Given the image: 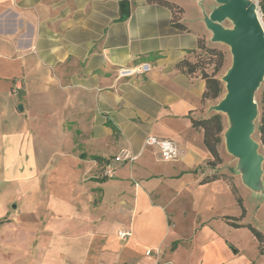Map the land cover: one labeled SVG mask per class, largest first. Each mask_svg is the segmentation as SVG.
Instances as JSON below:
<instances>
[{
    "label": "crops",
    "instance_id": "crops-1",
    "mask_svg": "<svg viewBox=\"0 0 264 264\" xmlns=\"http://www.w3.org/2000/svg\"><path fill=\"white\" fill-rule=\"evenodd\" d=\"M167 1L187 31L146 0H0V227L12 208L21 264H264L228 239V185L200 184L210 155L188 116H208L204 81L176 68L213 43L217 4ZM190 7L206 32L185 24ZM149 136L180 156L161 161ZM121 151L136 160L100 180Z\"/></svg>",
    "mask_w": 264,
    "mask_h": 264
},
{
    "label": "water",
    "instance_id": "water-1",
    "mask_svg": "<svg viewBox=\"0 0 264 264\" xmlns=\"http://www.w3.org/2000/svg\"><path fill=\"white\" fill-rule=\"evenodd\" d=\"M217 6L204 16L213 43L230 49L232 64L222 77L225 94L212 107L225 114L230 126L223 132L226 151L238 159L241 179L250 189H258L262 176V156L251 138L257 115L253 94L264 79V28L257 4L249 0H215ZM230 20L232 29L222 23Z\"/></svg>",
    "mask_w": 264,
    "mask_h": 264
},
{
    "label": "rangeland",
    "instance_id": "rangeland-1",
    "mask_svg": "<svg viewBox=\"0 0 264 264\" xmlns=\"http://www.w3.org/2000/svg\"><path fill=\"white\" fill-rule=\"evenodd\" d=\"M254 1L257 4V0H249ZM215 5V0L213 2L211 0H206L204 6L205 8L208 5ZM199 11L201 10L200 7ZM258 10V4H257ZM259 11V10H258ZM195 9L190 7L187 11V22L185 23L189 28L196 32H206L201 23L198 15L195 14ZM199 13V12H198ZM260 14V13H259ZM261 16V15H260ZM262 20V18H261ZM262 25L264 28V22L262 20ZM222 27L225 29H232L233 24L230 20H225L222 23ZM209 47H213L216 50H219L223 53V65L220 71L217 73L216 78L221 83V94L215 100H207L203 104V108L206 111V115L211 116L213 114H218L221 117V122L223 126V132L230 126V123L225 114L215 112L212 107L218 105V103L222 100L225 94L224 83L222 82V77L225 75L227 70L230 68L232 64V56L230 54V49L227 45L223 43H211L208 45ZM212 66L207 67L206 72L211 73ZM264 91V83L263 81L259 84L257 89L253 94V101L257 107V115L253 120V132L251 138L257 144V153L262 156V176L258 183V189L252 190L248 188L242 181L241 175L243 170L238 166V159L230 155L225 148L224 139H223V132L221 134V142L218 145V152L221 158V164L214 170L210 172L215 173L218 176L219 174H224L226 178L231 180L234 185L237 187L239 195L242 198V205L245 209L244 216L242 218V222L245 224H249L259 232L263 234V243H264V135H261L258 131L261 122V96ZM207 116V117H208ZM225 215L229 216H238L240 214V209L236 205L235 201L233 200L232 196L227 199L225 203L224 209ZM7 217L10 218V223L0 227V264H21L22 261H29L30 258H24L22 256L16 255V248L18 247L15 234L16 230L14 227V220L11 219L14 217V210L9 208ZM185 223H183L184 225ZM180 226V225H179ZM226 235V234H225ZM229 241L239 249L240 253L246 254H254L256 252V242L252 239V235L250 231L246 228L243 229H230V232L227 234ZM20 244V243H19ZM20 247V246H19ZM157 257V256H154Z\"/></svg>",
    "mask_w": 264,
    "mask_h": 264
},
{
    "label": "trees",
    "instance_id": "trees-1",
    "mask_svg": "<svg viewBox=\"0 0 264 264\" xmlns=\"http://www.w3.org/2000/svg\"><path fill=\"white\" fill-rule=\"evenodd\" d=\"M150 4H156L158 6L167 8L171 12V26L175 27L181 31H187L186 26L180 21L182 9L175 5L172 2L167 0H146ZM258 10L261 15V18L264 22V0H257ZM197 50L193 52L192 59L186 58L178 62L176 68L180 70L183 74L190 78H200L204 81V91L201 97V102L204 104L207 100L217 99L222 91L221 83L216 78L217 73L220 71L223 65V53L219 50H216L213 47H209L203 38H198L197 41ZM212 66L211 73H207V67ZM264 83V79H263ZM191 126L195 129H201L203 132L202 143L210 155V159L206 162L205 166L214 171L220 164L221 158L218 152V145L221 142V134L223 132V126L221 122V117L218 114H213L206 118H192L188 116ZM261 124L258 128V131L261 135H264V91L261 96ZM93 159L98 160L99 164H102V160L93 157ZM102 174V170H101ZM107 179L102 175L100 180ZM216 180H222L227 185L228 188L235 200L236 205L240 209V215L238 218L234 217H223V221L232 228H246L250 231L252 237L256 241L258 254L264 258V243H263V234L257 229L252 227L249 224H241V220L244 216L245 209L242 205V198L239 195L237 187L234 183L226 178L222 173L218 176L215 173L211 175L204 176L200 180V184H207ZM4 222H7L6 219L0 220V225Z\"/></svg>",
    "mask_w": 264,
    "mask_h": 264
},
{
    "label": "built area",
    "instance_id": "built-area-1",
    "mask_svg": "<svg viewBox=\"0 0 264 264\" xmlns=\"http://www.w3.org/2000/svg\"><path fill=\"white\" fill-rule=\"evenodd\" d=\"M149 70V66L142 64L130 70H120L121 75H140ZM144 146L152 147L158 153V156L163 162L175 161L180 156V151L177 145L169 140L158 139L149 136L144 140ZM137 156H132L127 151H121L113 159L106 162L102 167V175L106 178H113L117 168L124 163H132L136 160ZM130 236V232H119L118 237L120 240H126ZM159 250L147 251V256H159Z\"/></svg>",
    "mask_w": 264,
    "mask_h": 264
}]
</instances>
